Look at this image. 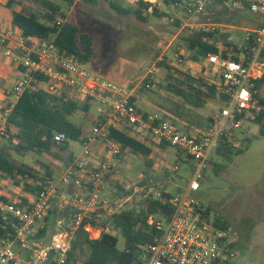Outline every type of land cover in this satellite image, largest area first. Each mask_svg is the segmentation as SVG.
Instances as JSON below:
<instances>
[{"label":"built area","instance_id":"2783aa9c","mask_svg":"<svg viewBox=\"0 0 264 264\" xmlns=\"http://www.w3.org/2000/svg\"><path fill=\"white\" fill-rule=\"evenodd\" d=\"M143 1L157 3V0ZM208 2L191 0L186 12L204 14ZM246 2L251 13L264 19V0ZM235 5L240 4L237 2ZM66 21L67 18L62 16L56 19L58 27ZM196 30L214 31L216 25L203 23ZM0 45L4 47L5 55L13 58L18 67L13 87L0 89V142L6 136L9 115L29 89L40 86L55 94L71 96L78 93L83 98L106 106L105 122L94 125L86 137L83 159L69 165L59 179L48 181L38 194L26 197L25 202L20 199L3 200L0 197V212L12 231L6 236L0 234V264H68L76 233L83 222L87 218L98 222L103 211H106L107 217L120 212L114 209L105 194L108 178H112L114 161L122 155L120 146L109 138V132L111 129L122 130L125 126L144 132L140 136L144 142L152 139L166 144L176 149L178 159L195 163L188 189L170 198L173 212L167 216L155 215L150 218L158 234L152 242L142 246L137 264L233 262L237 256L236 232L232 227L216 225L212 216L208 221L204 220L207 206L190 194L200 190V180L212 167V161L221 158L219 151L223 152L228 147H244L241 133L244 131L245 119L260 105L255 96V78L264 75V25L246 30L240 61L224 59L214 53L206 58L209 64L220 70L218 85L227 102L214 115L212 124L195 135L171 120L139 115L135 102L136 88L119 84L90 66L68 58L60 52L53 39L16 37L0 27ZM153 75L154 70L149 69L144 81L145 88H152ZM54 139L58 143L68 140L63 133H57ZM95 145L103 146L107 157L93 167L90 160L93 159ZM174 169L179 170V166ZM161 197L160 194L156 195V198ZM54 206L64 216L56 221L57 232L51 243H35L31 246V237L37 226L46 219ZM84 228L90 238L98 230L103 232V228H95L91 222ZM105 231H109V228ZM17 245L22 252L17 250ZM23 250L31 253L24 257ZM73 264L79 263L76 261Z\"/></svg>","mask_w":264,"mask_h":264},{"label":"rangeland","instance_id":"374dc122","mask_svg":"<svg viewBox=\"0 0 264 264\" xmlns=\"http://www.w3.org/2000/svg\"><path fill=\"white\" fill-rule=\"evenodd\" d=\"M54 1L61 7L67 20L74 19L83 31L96 37L98 58L93 64L94 70L119 84L136 88L135 97L140 110L153 117L175 121L189 132L186 126H210L211 119L223 104L218 99L209 100L202 107L196 108L169 89L168 85L175 82L170 79V74L182 79L183 75L177 71L185 72L188 65H194L190 72H199V75L204 73L190 59L192 52L184 42L185 37L197 31L199 24H215V36L220 44L232 41L241 48L245 43L246 30L264 25L263 18L251 12L240 11L231 2L224 8L209 1L204 14L199 15L185 12L184 6L167 7L161 0H157L160 10L167 16H152L149 23H143L132 15L120 16L107 0H98L95 5L78 0L73 6L65 0ZM113 1L128 8L135 7L138 2ZM31 9L41 10L35 5ZM10 31L13 30L10 28ZM164 62H168L171 69L166 63L161 65ZM200 62L210 69L214 68L205 60ZM149 69L154 70L150 89L145 88L144 83ZM206 72L211 80L220 79V70ZM75 96L79 110L72 120L82 127L87 137L97 118L105 114L106 106L92 102L90 111L86 112V98L79 94ZM258 99V110L246 118L244 131L241 133L244 152L233 155L231 160L215 159L219 163V171L212 165L200 180V190L190 194L211 209L213 220L216 217L222 218L236 232L237 256L231 264H264V118H260L264 114V85L259 91ZM191 133L195 135L197 132ZM0 143L6 144L4 141ZM145 143L151 147L150 156L134 155L129 151L122 153L117 166H114L117 174L108 183L105 196L116 211L138 209L141 201L148 195L156 198L157 194L162 195L164 191L173 195L185 192L189 187L192 170L188 161L178 159L177 151L172 147L163 146L152 139ZM10 151L18 163L34 168L40 175L49 167L54 179L62 176L69 163L83 159V145L79 142H71L69 151L58 157L34 151H17L14 148ZM72 155L76 158L73 161L70 160ZM98 155V150L94 148L93 159L97 158L99 162L102 159ZM175 166H179V170L175 171ZM0 193L11 201L24 194L21 188L8 179H0ZM62 216L64 214L58 207L54 209L49 220L39 223L37 231L39 233L45 229V236L38 240L32 238L30 245L50 244L57 232L56 221ZM105 218L106 211H103L100 219ZM111 232L118 237V248L123 250L126 241L122 234L112 228ZM101 234L102 230H98L91 238L98 239ZM16 247L22 252L18 245ZM30 253L31 251L23 250L24 257ZM88 256V247L76 252L79 264H85Z\"/></svg>","mask_w":264,"mask_h":264},{"label":"trees","instance_id":"16d2710c","mask_svg":"<svg viewBox=\"0 0 264 264\" xmlns=\"http://www.w3.org/2000/svg\"><path fill=\"white\" fill-rule=\"evenodd\" d=\"M65 1L73 6L78 0ZM79 1L95 5L98 0ZM107 1L120 16L132 15L143 23H149L152 16L157 18L167 16L166 13L160 10L158 3L139 0L135 7L128 8L113 0ZM161 1L167 7L176 6L180 8L184 6V11L186 12L188 3L191 0ZM209 1L224 8L227 7L229 2L233 5L238 2L240 5H235L238 10L250 12L249 4L246 0ZM33 5L38 6L44 12L31 9ZM7 7L13 9L12 24L20 30V36L26 39H53L55 45L65 56L94 69L93 64L98 58L96 37L89 32L83 31L74 19L67 20L61 27H58L56 23L57 17H65V15L54 0H8ZM14 7H17V9H14ZM216 33V30L193 31L185 37L184 42L192 52L190 57L192 61L200 62L206 60L211 53L220 54L224 59L241 60L243 48H239L232 41H224L220 44L216 39ZM165 63L168 66V62L161 63V65ZM168 68L170 67L168 66ZM177 72L182 74L183 78L177 79L170 74V79L175 82H171L168 87L171 92L182 97L187 103L200 108L209 100L218 99L222 104L227 102L226 97L220 91L219 80L209 81L207 77L194 75L190 71ZM255 80V96L259 98V91L264 85V75L256 77ZM92 102L94 103V101L86 99L84 111H90ZM78 110L79 105L73 95L51 93L40 86L36 89L27 90L8 117L7 132L3 140L6 144L0 145V179L10 180L13 185L21 188L24 193L31 196L38 194L48 181L54 179L50 168L46 167V172L40 175L34 168L18 163L10 150L14 148L17 151H34L58 157L69 149L71 142L84 144L86 141L84 131L81 126L72 120ZM138 114L146 118L150 116L140 109H138ZM260 118L263 119L264 114ZM105 119L106 114L100 115L95 125H102ZM173 122L176 123L175 121ZM57 133L65 134L68 140L62 143L56 142L54 137ZM143 134L144 132L138 129L134 130L129 126H125L122 130L111 129L109 138L120 146L122 153L130 151L134 155L148 157L151 153V147L140 139ZM162 145L168 146L166 144ZM243 152L244 147L241 149L228 147L223 152L219 151L218 154L221 158L231 160L233 155L242 154ZM73 159L72 155L70 160L73 161ZM70 164L72 163H69L67 167ZM212 165L216 171H219L218 162L212 161ZM115 173L116 170L113 169L111 175ZM110 180L109 177L108 183ZM171 197L172 193L164 191L161 198L150 196L143 199L138 209L120 211L105 219H100V216L98 217V222L87 218L76 233L68 264H73L77 261L76 252L84 247L89 248V256L85 264H137L142 246L152 242L158 234L155 225L150 223V218L155 215H170L174 210L170 203ZM19 199L23 202L26 201L24 196H20ZM54 209H57V207H53L45 220H49L53 216ZM210 217L211 209L207 207L203 219L208 221ZM215 221L216 225L222 228L231 227L229 222L224 221L220 217H216ZM89 222L95 228H103L100 238H90L89 232L84 228ZM38 228L37 226L34 237L32 236L31 239L35 238L38 240L45 236L46 230H41L38 233ZM106 228H109V231H105ZM111 228L119 231L125 239L126 245L123 250L118 248L119 239L117 236L112 235ZM10 232H12L10 224L0 212V234L6 236Z\"/></svg>","mask_w":264,"mask_h":264},{"label":"crops","instance_id":"0c3cea01","mask_svg":"<svg viewBox=\"0 0 264 264\" xmlns=\"http://www.w3.org/2000/svg\"><path fill=\"white\" fill-rule=\"evenodd\" d=\"M7 3H8V0H0V27H3L4 29L10 31V28L11 30L13 31H10L12 32L13 34H15L16 37H18L20 34V30L17 29L15 26H13L12 24V20H13V9H10L7 7ZM14 9H17V7H14ZM203 61V60H202ZM206 61V60H205ZM207 62V61H206ZM193 63H195L196 67L199 68L201 71L200 72H204L203 74H201L202 76L204 77H207L209 79V81H213L211 80L207 74L208 72H206L207 70L208 71H214L215 70V67L214 68H209L208 66H205L204 64H202V62H196V61H193ZM194 65H188L186 68V70L184 71H189L191 69H193ZM193 67V68H192ZM94 70V69H93ZM17 71H18V67L15 63V61L13 60V58L11 57H7L4 53V47H2L0 45V87L3 86V88H12L15 81H16V77H17ZM96 71V70H94ZM97 72V71H96ZM194 75H199V72L198 74L197 73H193ZM206 74V75H205ZM75 94H78V93H73V95L75 96ZM76 97V96H75ZM137 97H135V102H136V105H137V100H136ZM95 103V102H94ZM138 107V106H137ZM139 109V107H138ZM102 110V109H100ZM177 124V123H176ZM178 125V124H177ZM181 127V126H180ZM188 130H190V132H193V131H200L204 128L202 127H189V126H186ZM182 129H184V127L182 126L181 127ZM186 130V129H184ZM187 131V130H186ZM189 132V131H188ZM83 145V144H82ZM95 150L99 152V155L101 157V159L103 160L104 157L106 156L107 157V153L105 151V149L103 148V146L101 145H95ZM69 151V149H68ZM121 156L117 157L114 161V166H117L118 164V161L119 158ZM74 158V156H73ZM76 158H74L75 160ZM76 161V160H75ZM100 162V161H99ZM97 161V158H94L92 160H90V164L91 166H96L98 163ZM74 163V162H73ZM71 165V164H70ZM188 165L189 167L191 168L192 170V173L194 171V168H195V163L193 161H188ZM67 168V166H66ZM65 168V169H66ZM114 169V168H113ZM116 170V173L117 174V169ZM113 179H115V175L112 176ZM111 178V180H112ZM19 188V187H18ZM21 196H24L25 198L28 197V196H31L29 194H26L24 193L23 195ZM0 197L3 199V200H9V198L7 199V197H4L1 193H0ZM17 199H19V197H17ZM16 200V199H15ZM39 227V225H38ZM238 244V243H237Z\"/></svg>","mask_w":264,"mask_h":264},{"label":"bare ground","instance_id":"6f19581e","mask_svg":"<svg viewBox=\"0 0 264 264\" xmlns=\"http://www.w3.org/2000/svg\"><path fill=\"white\" fill-rule=\"evenodd\" d=\"M94 234H95V232H94Z\"/></svg>","mask_w":264,"mask_h":264}]
</instances>
